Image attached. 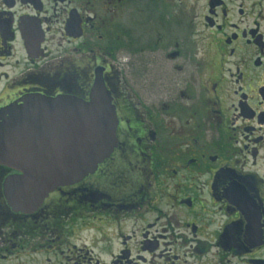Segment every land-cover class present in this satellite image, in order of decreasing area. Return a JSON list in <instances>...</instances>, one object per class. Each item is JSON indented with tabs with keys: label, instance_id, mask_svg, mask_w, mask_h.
<instances>
[{
	"label": "flooded vegetation",
	"instance_id": "1",
	"mask_svg": "<svg viewBox=\"0 0 264 264\" xmlns=\"http://www.w3.org/2000/svg\"><path fill=\"white\" fill-rule=\"evenodd\" d=\"M98 81L94 173L17 211L0 163V264H264V0H0V124Z\"/></svg>",
	"mask_w": 264,
	"mask_h": 264
},
{
	"label": "water",
	"instance_id": "2",
	"mask_svg": "<svg viewBox=\"0 0 264 264\" xmlns=\"http://www.w3.org/2000/svg\"><path fill=\"white\" fill-rule=\"evenodd\" d=\"M0 124V163L21 173L6 183L17 211L40 206L60 186L94 173L117 145L112 99L98 81L90 101L38 97Z\"/></svg>",
	"mask_w": 264,
	"mask_h": 264
}]
</instances>
